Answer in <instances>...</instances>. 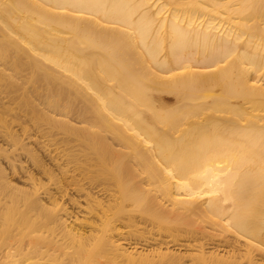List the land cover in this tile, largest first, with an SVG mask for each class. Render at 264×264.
<instances>
[{
    "label": "bare ground",
    "instance_id": "1",
    "mask_svg": "<svg viewBox=\"0 0 264 264\" xmlns=\"http://www.w3.org/2000/svg\"><path fill=\"white\" fill-rule=\"evenodd\" d=\"M10 51L24 52L12 66L31 70V94L45 89L52 111L82 102V128L34 108L86 141L103 171L86 192L90 233L65 235L76 246L67 260L39 243L35 210L38 222L11 202L0 215V264H153L112 240L120 227L142 235L141 224L187 237L201 249L190 264H264V0H0L1 61ZM126 157L131 165L115 167ZM207 237L226 255L205 254ZM24 240L31 249L16 245ZM158 253L163 264L185 258Z\"/></svg>",
    "mask_w": 264,
    "mask_h": 264
},
{
    "label": "rangeland",
    "instance_id": "2",
    "mask_svg": "<svg viewBox=\"0 0 264 264\" xmlns=\"http://www.w3.org/2000/svg\"><path fill=\"white\" fill-rule=\"evenodd\" d=\"M11 53L14 55H10L9 57L12 58V56H15L13 57L14 59L10 58L13 62L10 61L9 57L6 61L3 59L5 62L1 61L2 59L0 58V70L4 71H0V186L5 184L7 185L1 186L0 188V193L2 194H0V204L2 205H0V215L5 213L1 212V210H7L8 207L5 208V206L10 205L9 203L11 202L12 205L9 207L11 208L10 211H18L15 210L17 209L16 207L20 208V211L21 208H24L25 211L30 210V212H24V209H22L23 211L20 212V214L23 212L26 213L29 218L31 217V210H35L33 213L36 214L32 215H38L39 223H42V227L45 225L41 232L37 233L40 234L38 236L41 240L39 243H41V245H51L52 248H55L57 260H64L65 258V260H67V258H69L68 254H73L76 251V246L68 242L65 235L69 233L75 238H79L88 234V232L90 233L88 223L93 221V219H90L88 214L84 213L86 212V192L90 189V185L92 187L97 184V182H94L96 177L102 178L101 174L103 170H100V165L102 166V164L98 165V162L94 163L96 159L92 156L94 155L93 149L91 148V150H87V147H84L85 144V146L89 145L86 141L84 142L83 140L81 145L78 144V140L79 142H82V139L80 140V136L79 138L78 136L75 137V134L73 135L72 133V135H69L68 133L66 134L64 129L62 131V128H55L57 125L55 126L52 122L49 123L48 121L50 120L40 119L36 115L37 109L38 113L40 111V114L46 112L49 117H54L60 120L63 119L76 127L82 128L88 125L83 122L84 117H81L80 114V111H84L82 102L79 103L77 100L74 101L77 104H75L73 108L76 109L72 110L75 111L73 112L70 110V113L67 112L65 115L58 114L57 111H52L53 109L46 105L48 104L46 103L48 102V99H46L48 96L45 97L44 95L45 89H43V93H40L41 97H44L45 99H42L40 95L37 96L35 93L31 94V92H35L34 86H32L30 82L27 83L29 81L28 75L32 74L29 72L31 70L28 71V69H26L24 71L16 72L15 66H12V64L15 65V58H25V54H23L24 52L13 51ZM24 60L27 59L25 58ZM49 65L51 67L50 63ZM11 67H13V70ZM1 76H3V78H1ZM8 76H10V78H8ZM11 83L13 85H11ZM40 86V88L38 87L39 89L37 93L41 92L44 85L40 84ZM24 97L25 99H23ZM27 97L30 98V103L26 102L28 99ZM23 103L28 105L33 104L34 106H31V108ZM76 111L79 113H76ZM87 119L90 120L91 117ZM52 124L55 127H53ZM6 133H8L7 136L5 135ZM108 136L109 138L107 141L111 143L114 142L111 135L108 134ZM77 137L78 139H76ZM95 138V142H99V140H97V136H95ZM15 140H17L16 144ZM115 143V147L120 148ZM96 145H99V143L93 144V146ZM84 150L86 153L82 152ZM81 153L85 154L87 158L83 157ZM91 158L92 161L94 160L93 162H90ZM84 160L87 161L85 162ZM113 161L114 160H112V163ZM121 162L123 163L116 161L114 163L115 167L124 166L122 164L127 165L129 163L127 157ZM110 165L112 164L110 163L109 166ZM9 184L13 186L9 187ZM8 187L14 188L9 189ZM98 190H100V187L93 189L95 192ZM15 194L23 195L22 197L25 195L29 196L33 203L28 206L24 198L22 199V197L18 195L14 196ZM11 195H13L14 198H17L15 199L16 202H14V199L11 198ZM23 202L25 203L22 206ZM11 206L14 209H12ZM45 209L52 210L54 214L50 220L46 219L47 217L40 216L41 213V215H44L43 213L46 212L44 211ZM10 211H7L8 215H12V213L9 214ZM15 214L21 218L19 212H15ZM15 214L13 216H15ZM22 215L24 216V214ZM38 217L32 216L30 221L38 222V219H36ZM12 218L17 217L15 216ZM2 223H4V221ZM2 226H4V224ZM37 226L40 225L37 224ZM1 228L3 229V227ZM34 228L32 229L34 231L33 235L36 236ZM139 228L142 230L139 231L143 232L140 236L136 235L135 228L133 227H120L119 231L121 230L122 232H120L122 234L114 235L112 238V240H115L116 244L123 249L126 254L134 257L138 262H143V260L148 259L152 261L151 263L153 264L154 262L157 264H163V262L157 260L158 256H156L159 254L158 252H162L173 255H183L185 258L181 260V263L190 264V257L186 256L196 254L197 252L199 253V250H201L192 246L193 243L186 240L187 237L182 236L181 239L173 240L160 226H155L154 229H151L153 227L146 228L141 224L139 225ZM144 228L145 230H143ZM32 230L30 229V232ZM184 235L186 236L187 234L184 233ZM95 237H89V245H93L92 243H95ZM27 239L29 238L27 237ZM200 241V243H204L203 251L205 254H211L214 252V254L222 256L226 255V250H224L221 246H218L217 242L211 240V238L207 237L206 239H202ZM23 242L25 243V246L24 244H19V242H17L16 245L19 247L22 245V248H25L24 250L26 251L31 247L29 244L30 242H28V240H24ZM14 245L10 244L9 246ZM17 250L20 249H16L15 246L14 251L11 250V254H14L15 252L14 255L18 256L20 252L17 253ZM5 251L6 250H4V252H0L1 261L2 259H5ZM45 259L44 261H46ZM47 263L50 264L48 261ZM149 263L150 262L148 261V264Z\"/></svg>",
    "mask_w": 264,
    "mask_h": 264
}]
</instances>
